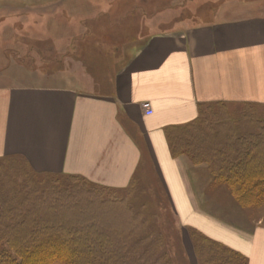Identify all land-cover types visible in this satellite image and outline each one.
<instances>
[{
	"label": "rangeland",
	"instance_id": "374dc122",
	"mask_svg": "<svg viewBox=\"0 0 264 264\" xmlns=\"http://www.w3.org/2000/svg\"><path fill=\"white\" fill-rule=\"evenodd\" d=\"M262 5L264 0H0V85L50 80L105 92L131 48L151 30L205 22L224 10L230 12L227 18L237 17ZM261 120L264 106L213 103L201 108L193 127L174 130V154L167 140L172 157L181 161L184 188L170 185L168 179L178 183V177H167L147 151L126 188L37 174L21 158H0V221L12 219L8 210L18 208L17 213L27 211L26 221L39 217L67 226L62 234L77 231L79 236L80 227L93 224L115 248L125 237L143 241L149 236L159 242L149 252L154 256L150 264H248V256L226 243L230 237L211 224L253 236L264 227V187L231 188L216 179L210 168H217L211 149L233 130L244 132L252 126L249 121ZM259 149L264 155V144ZM204 239L243 259L231 258L229 251H212ZM2 249L15 263L23 261L6 240L0 243ZM125 251L105 262L133 264L139 259L130 248ZM144 263L145 259L135 264Z\"/></svg>",
	"mask_w": 264,
	"mask_h": 264
},
{
	"label": "crops",
	"instance_id": "0c3cea01",
	"mask_svg": "<svg viewBox=\"0 0 264 264\" xmlns=\"http://www.w3.org/2000/svg\"><path fill=\"white\" fill-rule=\"evenodd\" d=\"M227 14L151 30L131 48L105 92L50 80L0 85V158H21L37 174L126 188L147 151L167 177H178V183L168 179L170 185L184 188L167 128L193 122L208 104L264 106V5ZM213 225L248 256V264H264V227L244 236Z\"/></svg>",
	"mask_w": 264,
	"mask_h": 264
},
{
	"label": "trees",
	"instance_id": "16d2710c",
	"mask_svg": "<svg viewBox=\"0 0 264 264\" xmlns=\"http://www.w3.org/2000/svg\"><path fill=\"white\" fill-rule=\"evenodd\" d=\"M198 118L184 126L167 128L166 133L173 154L175 152L172 132L193 127ZM249 122L252 126L246 124L247 127L243 128L245 129L244 132L238 131L239 128L233 130L232 133L217 142L215 147L211 149V153L214 152L216 157L214 159L217 160V168L210 167L213 169V174H216V179L221 178L227 182L231 188L264 187V155L259 149V146L264 144V140L261 138L264 134V121ZM259 128L260 130L257 131ZM235 135L236 137L233 140L232 137ZM200 142L202 143L203 140L201 141L200 139ZM71 177L80 178L78 176ZM17 209L11 208L8 210V213L13 215L12 219L5 222L0 221V234L9 235L4 239L0 235V243L4 240L7 241L10 249L22 257L23 261L20 264H89L90 261H92L90 264L94 261L107 264L105 261H115L118 257L120 258V253L125 251V248H130V253L134 258H139L138 260H133V264L139 263L144 259L147 262L144 264H150L148 262L152 261L154 256L149 254V252L156 250V246L159 245L158 241L150 240L149 236H146L147 238L143 241L125 237L119 240V246L115 248L110 240L99 235V229L96 225L87 224V226L80 227L83 230V234L79 236L77 231H71L72 234L69 235L62 234L64 227L67 226L45 223L39 217L26 221L27 211L23 209L20 213H17ZM18 215L20 219H17ZM205 241L209 244L212 251L214 249H218V251L224 250L221 252L226 254L229 251L231 258H242L239 254L228 250L220 244L208 240ZM139 245H142V247L136 251L135 248H138ZM125 253L129 254L128 251H125ZM9 255L6 250H0V264H17L15 263L16 260L10 259ZM138 255L140 257H137ZM32 260L35 263H32Z\"/></svg>",
	"mask_w": 264,
	"mask_h": 264
},
{
	"label": "built area",
	"instance_id": "2783aa9c",
	"mask_svg": "<svg viewBox=\"0 0 264 264\" xmlns=\"http://www.w3.org/2000/svg\"><path fill=\"white\" fill-rule=\"evenodd\" d=\"M143 107H144L145 112H146L147 115H151V114L153 113L152 108H151V104H150V103L145 102V103L143 104Z\"/></svg>",
	"mask_w": 264,
	"mask_h": 264
}]
</instances>
